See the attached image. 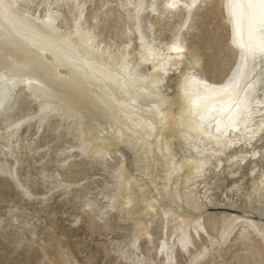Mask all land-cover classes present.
<instances>
[{"label":"bare ground","instance_id":"1","mask_svg":"<svg viewBox=\"0 0 264 264\" xmlns=\"http://www.w3.org/2000/svg\"><path fill=\"white\" fill-rule=\"evenodd\" d=\"M16 2L19 12H26L29 18L43 19L51 11L60 32L74 28L79 18L80 10L73 0H62L51 9L49 0ZM155 2L160 14L144 11L140 33L128 19L134 9L120 8L121 0H80L84 16L81 25L85 30L94 28V36L98 33L108 52L123 49L130 62H138L141 33L145 45L152 43L153 48L158 45L166 50L177 38L182 41L184 58L177 63L157 64L156 72L148 63L140 65L150 82L158 81L159 92L150 99L167 101L164 107L157 105L165 113L166 122L161 126L160 117L148 111L150 105L139 101L133 119L151 120L156 131L149 135L142 134L141 129H130L123 119L100 112L82 93L70 92L66 87L70 70L65 57L69 52L60 46L49 48L41 53V70L29 77L34 80L30 90L27 85H18L24 90L8 114L7 128L14 121L23 123L18 129L12 128L15 137L11 142L5 140L9 133L0 118V184L13 186V179L5 177L9 173L14 177L15 171L18 180L23 179L36 191L57 193V202L78 211L77 220L85 222L84 228L91 235L101 238L98 245L109 264H133L134 260L144 259L149 264H264V213L260 211L264 186L259 183L264 161L259 156H248L249 149L236 145L226 149L223 157L206 161L204 174L197 176L195 168L202 157L196 148L203 150L204 145L196 143L193 132V146L189 149L184 138L188 129L179 125L182 113L187 111L186 106L181 109L178 105L185 73L195 69L197 79L220 84L239 62L240 49L232 42L233 23L222 7L227 0H204V6L195 14L194 26L189 24L191 31L183 28L184 14L162 11L160 6L167 0ZM145 4L150 8V0H145ZM218 18L225 32L221 36L211 30ZM0 23L6 22L0 19ZM236 38L248 39L246 26ZM189 56H195V64L188 60ZM201 87L194 83L192 93ZM42 103H51L59 110L54 116L42 118L38 115ZM74 114L79 115V121L72 118ZM54 139L47 160L49 152L45 147ZM258 143L259 139L254 142L255 150H264V144ZM241 154L245 157L243 163H227L232 155ZM217 161L218 170L213 167ZM90 171L98 179L109 180L112 189L93 194L84 187L85 183L74 189ZM225 180H230V184L223 189ZM96 183L94 178L86 181L89 187ZM27 201L10 203L0 213V238H19L13 254L27 243L36 246L38 264H95V254L85 257L84 263L78 262L53 205L36 208ZM5 215L9 218L7 224L2 218ZM18 223L22 226L17 227ZM198 227L211 229L208 237L197 235ZM123 228L130 229L127 239H110ZM184 237L194 244L188 252L183 250Z\"/></svg>","mask_w":264,"mask_h":264},{"label":"snow or ice","instance_id":"2","mask_svg":"<svg viewBox=\"0 0 264 264\" xmlns=\"http://www.w3.org/2000/svg\"><path fill=\"white\" fill-rule=\"evenodd\" d=\"M73 2L80 10L79 18L75 21L74 28L60 32L55 26L56 19L51 11L43 19H38L37 16L29 18L26 12H19L16 0H0V19L6 22L0 23V118H3L9 133L5 137L6 142H11L15 137L12 128L18 129L23 123L14 121L12 127L7 128L8 114L15 108L19 92L24 90L18 89V85H27L30 90L34 83V80L29 78L30 75L42 68L41 53L56 46L69 52L65 61L70 70L66 81L70 92L82 93L100 112L123 119L130 129H141L144 135L154 133L156 129L151 120L133 119L138 101L150 105L148 111L153 116L160 117L161 126L166 122L165 113L160 111V107H164L167 101L162 98L156 101L150 99L159 92L158 81L150 82L147 75L140 71V65L148 63L152 66V71L156 72L157 64L177 63L184 58L182 41L177 38L166 50L158 45L153 48L152 43L145 45L141 33L138 62H130L129 55L123 49L108 52L98 38V33L94 36V28H82L83 5L80 0ZM59 3H62V0H58V3L49 0L48 7L57 8ZM118 6L122 9H134V12H129L128 19L134 22V30L137 33H140L141 15L144 11L150 10L156 15L160 14L157 12L155 0H150V8L145 4V0H121ZM203 6L204 0H167L160 7L164 13L171 11L173 14H184L186 19L183 28L191 31L189 24L191 22L194 26L195 14ZM222 7L227 9L228 17L233 23L232 42L240 49L239 62L230 70L225 82L220 84L197 79L195 69L185 73L178 96L179 107H187V111L183 112L179 119V125L188 129L184 138L189 149L193 146V132L196 133V143L204 145L203 150L196 148L198 156L202 157L198 159L195 168L197 176L204 174L206 161L216 160L218 156L223 157L226 149L236 145L249 149L248 156H259L264 161V150L258 152L254 147L257 139L264 144V0H227ZM242 26H246V41L236 38ZM171 53H176L177 56L173 57ZM188 60L192 64L196 63L195 56H189ZM72 72L76 75L73 76ZM194 83L202 86L195 94L191 90ZM197 100L201 102L197 103ZM58 110L51 103H42L38 115L46 119L54 116ZM72 118L80 120L78 114H74ZM116 138L120 137L117 135ZM205 152L210 154L205 155ZM241 152L243 153V150ZM244 158L243 154L232 155L227 163L231 165L233 160L243 163ZM219 163L217 161L213 164L217 170ZM260 177L259 183L264 186V167L260 170ZM24 195L31 198V193L27 190H24ZM260 211L264 213V200L261 202ZM2 218L7 224L8 216ZM224 223L227 224L228 221ZM16 226L20 227L22 223ZM209 231L211 229L204 231L198 227L197 235L203 233L208 237ZM182 246L183 250L188 252L194 244L189 237H184ZM161 251L164 252L165 249L161 247ZM167 252L171 258V249ZM133 264H149V261L134 260Z\"/></svg>","mask_w":264,"mask_h":264},{"label":"rangeland","instance_id":"3","mask_svg":"<svg viewBox=\"0 0 264 264\" xmlns=\"http://www.w3.org/2000/svg\"><path fill=\"white\" fill-rule=\"evenodd\" d=\"M219 19L220 18L213 22L211 30H215L216 33L221 36L224 35L225 32L223 33L224 27H222V22ZM54 142L55 139L45 147V150L49 152V155H47L46 158L47 160L50 158V153ZM258 144L260 145V143ZM13 176L14 177H12V173H9V178L5 177L9 180L13 179V186L6 187L5 185L0 184V213L4 212L10 203L22 204L23 199L28 200L29 202L27 201L26 203L36 208L41 204L50 203L53 205L52 207L57 215V219L60 220L59 225L63 229V233L66 234V238L69 241L72 250L74 251V255L77 257L78 262L84 263L85 257L95 254V264H109V259L105 258L103 248L98 245L99 241L102 242L101 238L97 235H91V233L84 228L85 222H83V224L81 223V220H77L79 216L78 211L74 210L70 206H65L64 204L62 205L58 203V194L54 193V191H46L47 193H44V191L38 192L34 187H30L29 183H25L23 179L21 181L18 180L15 171L13 172ZM84 176L85 178L83 179L82 183L78 186H74V189L82 187L84 183V187H86L88 191L93 194H103L106 192V190V193H108L110 189H112L111 186L113 185L109 183V180L105 181V179H98L97 176H94L92 171L86 173ZM88 178H94V180L96 179L97 183L94 186L89 187V185L86 184ZM229 184L230 180L223 181L222 188L224 189L225 187H229ZM20 185L23 187L21 188ZM24 190H27L31 193V198L25 197ZM66 198L67 196L64 199ZM129 231L130 229L128 228L120 229L116 231V235H111L110 239L113 241H122L127 239L130 235ZM76 244L79 246L76 247ZM17 245H19V238L17 235H11L8 240L0 238V264H38V255L34 252L36 246L32 247V245L24 243L22 244V247L19 249V251L13 254Z\"/></svg>","mask_w":264,"mask_h":264}]
</instances>
